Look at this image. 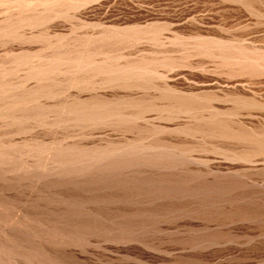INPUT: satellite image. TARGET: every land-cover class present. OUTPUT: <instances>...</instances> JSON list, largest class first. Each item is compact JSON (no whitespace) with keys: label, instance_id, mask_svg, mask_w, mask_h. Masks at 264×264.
<instances>
[{"label":"rangeland","instance_id":"obj_1","mask_svg":"<svg viewBox=\"0 0 264 264\" xmlns=\"http://www.w3.org/2000/svg\"><path fill=\"white\" fill-rule=\"evenodd\" d=\"M0 264H264V0H0Z\"/></svg>","mask_w":264,"mask_h":264},{"label":"bare ground","instance_id":"obj_2","mask_svg":"<svg viewBox=\"0 0 264 264\" xmlns=\"http://www.w3.org/2000/svg\"><path fill=\"white\" fill-rule=\"evenodd\" d=\"M24 1H26V0H24ZM42 1H43V0H42ZM45 1H46V0H45ZM55 1H56V0H55ZM50 2H51V1H50ZM52 2H53V1H52ZM57 2H58V1H57ZM57 2H56V3L54 2V3L57 4ZM59 2H60V1H59ZM43 3H44V2H43ZM54 3H53V4H54ZM62 3H67V2L64 1V2H62ZM62 3H60V4L63 5ZM21 4H22V3H21ZM69 4H70V3H69ZM17 5H18V3H17ZM26 5H27V4H26ZM64 5H65V4H64ZM67 5H68V4H67ZM12 6H13V5H12ZM29 6H31V5H29ZM39 6H40V5H39ZM18 7H19V6H18ZM21 7H22V6H21ZM51 7H52V6L50 5L49 8H48V7H47V8L50 9ZM69 7H70V6H69ZM19 8H20V7H19ZM47 8H45V9H47ZM64 8H65V6H64ZM66 8H67V6H66ZM31 9H33V8H31ZM35 9H36V8H34L33 10L35 11ZM48 9H47V10H48ZM57 9H58V8H57ZM62 9H63V8H62ZM22 10H23V9H22ZM25 10H26V9H25ZM28 11H29V10H28ZM52 11H53V10H52ZM21 13H22V12H21ZM22 14H24V13H22ZM41 15H42V14H41ZM46 15H47V14H46ZM30 17H31V16H30ZM34 17H35V18H34ZM32 18H33V19H36V14H34V16H32ZM25 19H26V18H25ZM28 19H29V18H28ZM27 22H29V21H27ZM30 24H31V23H30ZM4 34H5V33H4ZM7 34H8V33H7ZM112 44H113V42H112ZM50 45H51V44H50ZM101 45H102V44H101ZM108 46H109V45H108ZM112 46H113V45H112ZM63 47H64V46H63ZM102 47H104V46H103V45L100 46V49H101ZM106 47H107V46H106ZM106 47H104V48H106ZM110 47H111V46H110ZM113 47H114V46H113ZM115 47H116V46H115ZM108 48H109V47H108ZM58 49H61V48H58ZM70 49H71V48H70ZM63 50H64V49H63ZM63 50H59V51H62V52H63ZM72 50H73V49H72ZM102 50H103V49H102ZM108 50H110V49H108ZM84 51H85V50H84ZM62 52H61V53H62ZM57 53H58V52H57ZM63 53H65V51H64ZM66 53H67V52H66ZM74 53H75V52H74ZM80 54H81V53H80ZM83 55H84V54H83ZM83 55H80V56H83ZM86 55H88V54H86ZM73 56H74V55H73ZM84 57H85V56H84ZM89 57H90V56H89ZM77 58L79 59V57H77ZM81 58H82V57H81ZM91 58H92V57H91ZM89 59H90V58H89ZM80 60L82 61L83 59H80ZM84 60L87 61L86 59H84ZM85 61H84V62H85ZM84 62H82V63H84ZM100 65H102V64H100ZM103 65H104V64H103ZM103 65H102L101 67H103ZM73 66H74V65H73ZM96 66H99V65H96ZM79 67H80V66H79ZM82 67H83V66H82ZM101 67H99L100 70H101ZM104 68H105V67H104ZM107 68H108V67H106V69H107ZM93 69L96 70L95 67H94ZM97 69H98V68H97ZM118 69H119V68H118ZM83 70H84V69H83ZM85 70H86V69H85ZM87 70H88V69H87ZM100 70L98 71L99 73L103 72L105 69H104V70H101V71H100ZM110 70H113V69H109V70H107V73L111 74V73H110V72H111ZM88 71H89V70H88ZM88 71H87V72H88ZM92 71H93V70H92ZM109 71H110V72H109ZM113 71H114V70H113ZM113 71H112V73H114ZM85 72H86V71H85ZM98 72H96L97 74H95L94 71H93V73H94L95 75H98ZM83 73H84V72H83ZM88 73H89V72H88ZM91 73H92V72H91ZM103 73H106V70H105ZM103 73H102V74H103ZM84 74H85V73H84ZM109 74H108V75H109ZM51 75H52V74H51ZM78 75H80V73H79ZM81 75H82V73H81ZM111 75H112V74H111ZM111 75H110V76H111ZM113 75H114V74H113ZM115 75H117V74H115ZM124 75H125V74H124ZM49 76H50V75H49ZM72 76H73V75H72ZM110 76H108V77H106V78H109ZM34 77H35V76H34ZM37 77H38V76H37ZM46 77H47V76H46ZM69 77H70V76H69ZM80 77H81V76H80ZM85 77H87V76L85 75ZM89 77H91V75H90V76L88 75V78H89ZM114 77H115V76H114ZM132 77H133V76H132ZM141 77H142V76H141ZM38 78L40 79V77H38ZM49 78H50V77H49ZM52 78H53V77H52ZM82 78H83V77H82ZM82 78H81V79H82ZM115 78H118V77L116 76ZM119 78H120V77H119ZM123 78L126 80V76H124ZM123 78H121V82H122ZM134 78H135V77H134ZM137 78H138V79H141V78H139V77H137ZM142 78H144V77H142ZM54 79H55V78H54ZM71 79H72V78H71ZM85 79H86V78H85ZM90 79H93V78H89L88 81H92V80H90ZM49 80H50V79H49ZM55 80H58V79H55ZM77 80H79V79H77V77H76V81H77ZM119 80H120V79H119ZM44 81H45V80H44ZM73 81H74V80H73ZM109 81L112 82V79H111V80L108 79V82H109ZM53 82H54V81H53ZM74 82H75V81H74ZM106 82H107V81H106ZM77 83H78V82H77ZM123 83H124V82H123ZM51 84H54V83H51ZM55 85H56V84H55ZM145 85H146V84H145ZM3 101H4V100H3ZM63 101H64V100H63ZM72 108H73V107H72ZM104 109H105V107H104ZM107 109H108V108H107ZM72 110H73V109H72ZM109 110H110V109H108V112H109ZM93 111H94V110H93ZM103 111H104V110H103ZM73 112H74V111H73ZM86 112H87V111H86ZM89 112H90V111H89ZM89 112H88V113H89ZM91 112H92V111H91ZM98 113H99V112H98ZM98 113H97V114H98ZM105 113H106V112H105ZM105 113H104V114H105ZM90 114H92V113H90ZM95 114H96V111H95ZM106 114H107V113H106ZM106 114H105V115H106ZM83 115H84V114H83ZM100 115H101V114H100ZM109 115H110V114H109ZM84 116H85V115H84ZM84 116H83V117H84ZM95 116H96V115H95ZM98 116H99V114H98Z\"/></svg>","mask_w":264,"mask_h":264}]
</instances>
